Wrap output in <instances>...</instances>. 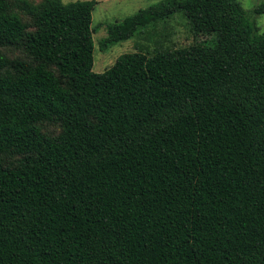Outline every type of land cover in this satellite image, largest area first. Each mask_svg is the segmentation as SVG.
<instances>
[{
    "label": "trees",
    "instance_id": "16d2710c",
    "mask_svg": "<svg viewBox=\"0 0 264 264\" xmlns=\"http://www.w3.org/2000/svg\"><path fill=\"white\" fill-rule=\"evenodd\" d=\"M22 3L0 0V264H264V32L242 3L108 24L104 47L178 12L212 38L101 73L97 0Z\"/></svg>",
    "mask_w": 264,
    "mask_h": 264
},
{
    "label": "rangeland",
    "instance_id": "374dc122",
    "mask_svg": "<svg viewBox=\"0 0 264 264\" xmlns=\"http://www.w3.org/2000/svg\"><path fill=\"white\" fill-rule=\"evenodd\" d=\"M21 6L22 0H11ZM38 3L41 0H28ZM71 3L78 0H62ZM98 4L93 10L92 27L94 29V67L95 72L101 73L113 66L117 60L126 53L135 52L139 49L153 51L169 47H182L194 42L210 41L211 36L195 33L193 28L182 12L176 13L172 18L158 21L155 25L144 27L131 38L115 43L108 47L102 45V40L107 37V25L123 20L141 9L148 8L160 3L162 0H97ZM248 16L256 23L260 32H264V12L257 13L256 9L264 0H239ZM24 17H26L24 15Z\"/></svg>",
    "mask_w": 264,
    "mask_h": 264
}]
</instances>
